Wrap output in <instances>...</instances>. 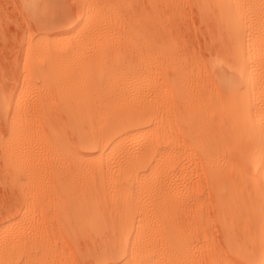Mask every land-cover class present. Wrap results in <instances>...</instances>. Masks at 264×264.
Here are the masks:
<instances>
[{
	"label": "bare ground",
	"instance_id": "1",
	"mask_svg": "<svg viewBox=\"0 0 264 264\" xmlns=\"http://www.w3.org/2000/svg\"><path fill=\"white\" fill-rule=\"evenodd\" d=\"M59 1L23 0L30 20L61 30L73 18L75 43L56 49L49 28L39 30L25 51L43 66L0 106L18 112L41 85L27 115L45 116L61 101L83 118L70 163L50 169L45 191L58 231L81 247L74 264H264V0H143L166 10L151 16L135 0L127 26L121 0H73L74 17L60 19ZM190 3L207 40L216 38L205 60L191 59L173 32L170 15ZM126 46L150 52L148 76L123 62ZM71 71L81 87L67 84ZM101 80L117 92L113 100L87 90ZM21 137L12 118L7 142ZM19 150L5 153L8 169L40 172ZM41 190L1 226L0 264L22 255L45 264L48 215L42 207L34 214Z\"/></svg>",
	"mask_w": 264,
	"mask_h": 264
},
{
	"label": "rangeland",
	"instance_id": "2",
	"mask_svg": "<svg viewBox=\"0 0 264 264\" xmlns=\"http://www.w3.org/2000/svg\"><path fill=\"white\" fill-rule=\"evenodd\" d=\"M121 3L123 4L120 6L121 21L123 25L127 26L134 21L137 15L135 0H121ZM59 4L57 5L60 11L58 8L56 9L57 14L60 13L59 19L66 13L67 16L63 15L64 17L68 18V15L71 14L74 17L76 12L74 10L77 7H75L76 4H74L73 0H60ZM57 5L55 6L57 7ZM184 7L175 18L170 15L171 19L175 20V25L177 26L173 29V32L179 35L178 38L187 47L191 59L201 60L202 58L205 60L208 56L205 51L206 44L210 41L213 43L216 41V38H211L210 41L207 40L209 36H207L200 25L195 11V4L190 3V5H184ZM190 7L193 9L191 10ZM156 8L163 11V13L166 11L161 9L160 3L156 2V4L150 5L146 1H141L140 9L144 11V14L150 13L148 16L154 14ZM28 11V9L27 11L25 10L23 0H0V99H2V96L3 98L6 97V99L17 97L26 72L33 70L36 66H43L44 63L42 61H32L25 51L26 44L30 39L35 38L37 33L43 32L44 28L45 32H47L46 28H49L50 44L54 41L52 47L59 50L73 46L75 43L74 34H69V31L73 27V18L70 19L71 21H68V18L65 24L60 22L64 28L62 27L63 29L58 30L59 22L55 21L53 28L54 24H50V21L48 25L43 19L39 20L36 18L40 24L44 23V26L41 25V27L35 20H30L31 18L28 15L31 14H28ZM61 11H64V13ZM55 19L57 18L55 17ZM45 25L47 26L45 27ZM65 25H67V28H65ZM39 30L43 31L39 32ZM65 31H68V34L61 36V33ZM148 37L149 35L146 36L145 34V38ZM82 49L85 53H93V49L91 48L84 47ZM124 50L123 62L133 68L136 73H140L139 75L148 76V65L152 63L150 52L144 50L141 52V50L132 49L130 46H126ZM78 76L79 74L74 71L69 72L66 77L67 84L75 79L73 82H75L76 87H81V80L78 79ZM87 85L89 92L96 90L104 100H113L117 93L116 91L113 92L109 86L104 85V80H101L100 83L97 81L95 87L89 83ZM38 87L39 89L42 88L41 85H38ZM34 89L24 95V104L18 112L14 113L11 107L0 106V228L11 217L21 214L22 210H19L20 199L24 196L35 198L39 193L38 187L41 186L43 194L39 195L34 214L39 217L38 207H42L46 212L45 216L48 215L46 218L49 221L47 227L49 245L46 251H44L45 264H74L75 262L78 263L82 256L81 247L80 245L75 247L74 244L66 240L61 232L58 231L56 220L52 218L55 198L52 194L49 196L45 191L51 186L48 174L50 169L54 168L56 164L61 165V167H67L72 158L71 153L77 143V135L82 128H85V125L83 124L82 116L79 118L77 115L70 116L67 106L61 105V101L53 102L50 111L51 108L54 107V109L45 116L36 117L35 114L34 116L27 115L24 106L28 104L32 105L36 98L33 97V94L35 93L34 96H36L37 91H42V89ZM43 89L45 92L47 88L43 86ZM12 118L13 122L17 123L18 131H22L21 139L16 140L15 143H12V141L7 142ZM14 146L20 149L21 159L38 162L41 165V171H37L32 176L29 174L14 175L8 169L7 164H5L8 161H6L5 153L13 149ZM200 243H203V241ZM11 264L35 263H32L31 260L22 255L13 256Z\"/></svg>",
	"mask_w": 264,
	"mask_h": 264
}]
</instances>
